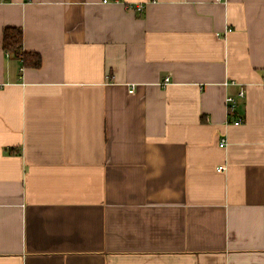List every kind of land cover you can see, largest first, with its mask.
I'll return each mask as SVG.
<instances>
[{
  "label": "crops",
  "instance_id": "obj_1",
  "mask_svg": "<svg viewBox=\"0 0 264 264\" xmlns=\"http://www.w3.org/2000/svg\"><path fill=\"white\" fill-rule=\"evenodd\" d=\"M0 264H264V0H0Z\"/></svg>",
  "mask_w": 264,
  "mask_h": 264
},
{
  "label": "trees",
  "instance_id": "obj_2",
  "mask_svg": "<svg viewBox=\"0 0 264 264\" xmlns=\"http://www.w3.org/2000/svg\"><path fill=\"white\" fill-rule=\"evenodd\" d=\"M3 49L23 67L38 68L42 64L40 53L23 48V29L20 26H6L3 29Z\"/></svg>",
  "mask_w": 264,
  "mask_h": 264
},
{
  "label": "built area",
  "instance_id": "obj_3",
  "mask_svg": "<svg viewBox=\"0 0 264 264\" xmlns=\"http://www.w3.org/2000/svg\"><path fill=\"white\" fill-rule=\"evenodd\" d=\"M133 9L137 10V11H141L143 10L144 8V5L143 4H135L133 6H131ZM170 82V77L169 76H166L164 79H163V84H168ZM234 83V81H228L226 83ZM134 90V84L131 85V88H130V91L132 92ZM245 94L244 90L241 89L239 91V96L243 97ZM225 102H226V108H227V114L230 116V115H233L235 112H236V108H237V100L234 96L232 95H227L226 99H225ZM234 124L238 125V124H241L242 123V119L241 118H236L234 121H233ZM227 144V138L224 137L221 139V142H220V145L221 146H225ZM225 166H219V170H222L224 169Z\"/></svg>",
  "mask_w": 264,
  "mask_h": 264
}]
</instances>
